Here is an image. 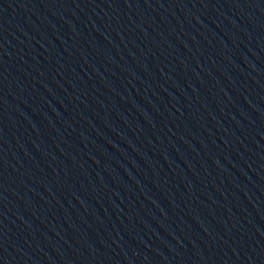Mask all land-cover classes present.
<instances>
[{
	"label": "water",
	"instance_id": "95a60500",
	"mask_svg": "<svg viewBox=\"0 0 264 264\" xmlns=\"http://www.w3.org/2000/svg\"><path fill=\"white\" fill-rule=\"evenodd\" d=\"M50 264H264V0H15Z\"/></svg>",
	"mask_w": 264,
	"mask_h": 264
}]
</instances>
